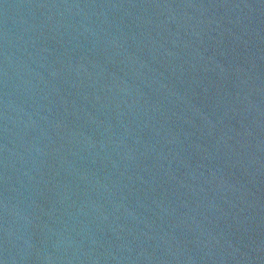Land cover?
Segmentation results:
<instances>
[{
    "label": "water",
    "instance_id": "obj_1",
    "mask_svg": "<svg viewBox=\"0 0 264 264\" xmlns=\"http://www.w3.org/2000/svg\"><path fill=\"white\" fill-rule=\"evenodd\" d=\"M0 264H264V0H0Z\"/></svg>",
    "mask_w": 264,
    "mask_h": 264
}]
</instances>
